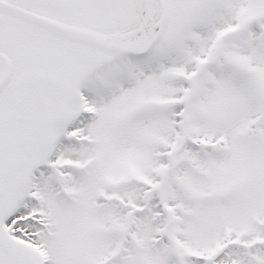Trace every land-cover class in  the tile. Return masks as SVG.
<instances>
[{
	"label": "snow or ice",
	"instance_id": "6c2138e0",
	"mask_svg": "<svg viewBox=\"0 0 264 264\" xmlns=\"http://www.w3.org/2000/svg\"><path fill=\"white\" fill-rule=\"evenodd\" d=\"M0 264H264V0H0Z\"/></svg>",
	"mask_w": 264,
	"mask_h": 264
}]
</instances>
